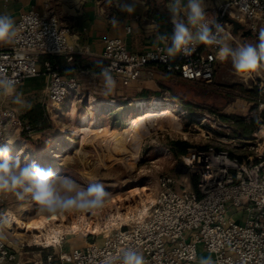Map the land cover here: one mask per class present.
<instances>
[{
  "label": "rangeland",
  "instance_id": "374dc122",
  "mask_svg": "<svg viewBox=\"0 0 264 264\" xmlns=\"http://www.w3.org/2000/svg\"><path fill=\"white\" fill-rule=\"evenodd\" d=\"M246 30L249 33L225 41L233 48L258 43L260 30ZM32 78L17 83L24 107L0 94V115L13 109L20 121L7 120L0 128L1 144H8L22 162L51 167L81 187L101 183L108 195L100 209L48 214L30 196L19 200L4 194V236L13 244H24L27 252L22 255L29 261L51 254L57 263L60 252L100 242L118 227L130 225L146 213L164 175L179 178L187 173L190 149L213 147L245 158L257 151L249 150L242 139L256 133L259 151L264 140L259 124V118L264 122V68L245 77L235 73L230 60L218 59L214 80L208 84L182 80L168 92L116 88L108 96L103 86L78 84L59 103L49 100L47 90H32ZM153 102L168 105L172 114L146 119L133 135L110 134L125 130L142 107ZM202 116L209 118L201 120ZM175 140L190 146L185 152L175 151ZM189 174L193 187L198 177ZM56 215L57 220H45Z\"/></svg>",
  "mask_w": 264,
  "mask_h": 264
},
{
  "label": "built area",
  "instance_id": "2783aa9c",
  "mask_svg": "<svg viewBox=\"0 0 264 264\" xmlns=\"http://www.w3.org/2000/svg\"><path fill=\"white\" fill-rule=\"evenodd\" d=\"M0 1L7 4L10 0ZM206 12L213 30L215 24L221 25L225 40L233 37L229 19L256 31L264 29V0H225ZM15 30L11 44L0 43V74L17 83L43 74L49 100L63 101L76 89L77 81L62 76L48 60L39 63L38 56L68 54L71 59L75 47L69 39L70 28L32 7L19 13ZM163 48L156 45L136 53L122 38L108 37L102 50L103 66L111 68L113 78L124 85L157 68L186 81L213 82L218 46L198 44L191 55L174 58H167ZM7 120L20 123L13 109L0 115V128ZM260 122L264 131L261 118ZM258 139L256 133L251 134V139H242L249 143V150L257 151L245 158L213 147L190 149L187 173L179 178L164 175L144 215L130 225L118 227L100 242L60 252L57 263L51 254L26 260L22 255L27 252L24 244H13L5 238L0 218V264H107L109 260L120 264L115 257L130 247L147 264H196L202 252L211 256L214 264H264V140L259 151ZM2 140L0 131V144ZM189 171L197 174L196 188L190 187ZM3 204L4 194H0V216Z\"/></svg>",
  "mask_w": 264,
  "mask_h": 264
},
{
  "label": "clouds",
  "instance_id": "9594fccd",
  "mask_svg": "<svg viewBox=\"0 0 264 264\" xmlns=\"http://www.w3.org/2000/svg\"><path fill=\"white\" fill-rule=\"evenodd\" d=\"M109 3L121 13L132 14L141 6L142 0H109ZM206 7L205 0H186V3L185 0H171V35L163 33L156 36L157 42L166 45L161 49L166 57L191 55L198 44L215 45L219 48V61L223 63L230 60L238 75L247 77L257 69L264 68V29L259 32L258 43L233 48L222 37L223 28L220 24H215V30L210 26ZM181 13L184 14L183 18H180ZM111 23L116 25L120 20L112 16ZM15 37V21L10 16L0 15V43L11 44ZM97 66L101 69L97 75L103 78V94L108 96L116 87L112 70L102 63ZM0 94L11 97L14 104L22 107L26 105L23 92L18 91L17 81L3 74H0ZM9 193L19 200L30 196L39 205L40 211L48 214L100 209L108 195L101 183L81 187L71 177L57 175L51 167H41L36 161L22 162L19 156L11 154L8 144H0V194ZM115 259L120 264H147L144 257L131 247ZM107 264H111V260ZM199 264H214V261L211 256L201 257Z\"/></svg>",
  "mask_w": 264,
  "mask_h": 264
},
{
  "label": "crops",
  "instance_id": "0c3cea01",
  "mask_svg": "<svg viewBox=\"0 0 264 264\" xmlns=\"http://www.w3.org/2000/svg\"><path fill=\"white\" fill-rule=\"evenodd\" d=\"M224 1L205 0L206 9ZM170 3L171 0H142L141 6H138L134 13L128 14L119 12L109 0H10L7 4L0 1V15L10 16L15 21L21 11L33 7L40 13L54 16L60 26L70 28L69 39L75 51L71 59L68 58V54H42L38 56L39 63L49 60L59 68L62 76L74 79L79 85L94 87L98 84L104 87L103 78L97 75L100 70L97 64L104 63L102 57L104 40L108 37H120L129 50L136 53L145 52L156 45L165 47L164 42H157L156 36L163 33L171 35ZM183 15L181 13L180 18H183ZM112 16H117L120 23L116 25L111 23ZM230 24L233 36L237 37L246 31L247 27L242 23H240L242 29H238L237 32L233 30V24ZM127 28L130 31H127ZM228 38L226 37V40ZM114 79L115 89H138L149 92H168L183 84V79L166 74L159 68L128 85ZM28 84L34 91L47 90L45 89L47 78L43 74L30 79ZM208 256L202 252V257Z\"/></svg>",
  "mask_w": 264,
  "mask_h": 264
},
{
  "label": "bare ground",
  "instance_id": "6f19581e",
  "mask_svg": "<svg viewBox=\"0 0 264 264\" xmlns=\"http://www.w3.org/2000/svg\"><path fill=\"white\" fill-rule=\"evenodd\" d=\"M172 112L170 110V107L164 103L159 102H153L150 105H147L146 107H142V110L138 112L133 119V122H131L125 130H113L110 131V134H117L121 136H127V135H133L135 132L139 129L140 125L144 123L146 119L159 117V116H166L171 115ZM58 215L56 216H49L48 218H45L46 221L48 220H57ZM17 221V220H16ZM44 220H42L40 223L43 224Z\"/></svg>",
  "mask_w": 264,
  "mask_h": 264
},
{
  "label": "trees",
  "instance_id": "16d2710c",
  "mask_svg": "<svg viewBox=\"0 0 264 264\" xmlns=\"http://www.w3.org/2000/svg\"><path fill=\"white\" fill-rule=\"evenodd\" d=\"M39 60V58H38ZM49 61V60H48ZM52 63V62H51ZM54 65V64H53ZM60 72V71H59ZM190 146V143L188 141H178V140H175L172 142V148L175 150V151H180V152H185V150ZM196 181L197 179L194 178L193 179V188H196Z\"/></svg>",
  "mask_w": 264,
  "mask_h": 264
},
{
  "label": "water",
  "instance_id": "95a60500",
  "mask_svg": "<svg viewBox=\"0 0 264 264\" xmlns=\"http://www.w3.org/2000/svg\"><path fill=\"white\" fill-rule=\"evenodd\" d=\"M228 21L233 24V30L235 32H237L238 29H242V26L239 22H237L233 19H229ZM245 33H249V31L246 30Z\"/></svg>",
  "mask_w": 264,
  "mask_h": 264
}]
</instances>
